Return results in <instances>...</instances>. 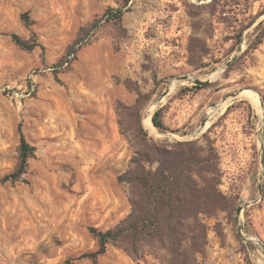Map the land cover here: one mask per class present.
<instances>
[{"label":"rangeland","instance_id":"obj_1","mask_svg":"<svg viewBox=\"0 0 264 264\" xmlns=\"http://www.w3.org/2000/svg\"><path fill=\"white\" fill-rule=\"evenodd\" d=\"M119 8L125 0H0V264H67L98 250L90 228L112 230L130 214L118 177L138 133L118 107L134 106L138 91L148 97L144 131L168 145L196 143L227 199L226 210L201 215L207 246L194 264H264V0H130L122 22L102 20ZM13 34L41 47L24 50ZM240 90L259 111L244 99L223 103ZM158 110L164 136L144 126ZM20 125L36 156L23 182H3L19 162ZM164 257L138 262L109 245L97 264Z\"/></svg>","mask_w":264,"mask_h":264},{"label":"trees","instance_id":"obj_2","mask_svg":"<svg viewBox=\"0 0 264 264\" xmlns=\"http://www.w3.org/2000/svg\"><path fill=\"white\" fill-rule=\"evenodd\" d=\"M129 3L130 0H125V8L108 10L102 20L122 22ZM22 19L27 26L34 24L27 15ZM11 38L18 47L27 51L41 47L37 41H27L16 34ZM239 41L241 44V36ZM262 43L259 37L250 49L257 50ZM137 95L134 106L118 107V111L123 110L134 118L138 133L136 143L132 145L135 154L130 167L118 177V182L129 188L131 212L112 230L102 232L90 228L98 250L67 261V264L81 260L97 264L109 245L122 249L138 262L147 256L157 257L164 253L165 264H194L197 255L203 253L207 246V227L200 219L201 215L212 216L228 208L227 199L218 189L220 182L216 181L217 169L213 158L203 155L204 150L194 142L168 145L151 139L142 125V111L148 97L140 91ZM162 113L163 110L156 111L152 123L159 133L166 134L169 130ZM18 133L19 162L3 182H23L29 161L36 156L37 149L29 144L21 125Z\"/></svg>","mask_w":264,"mask_h":264},{"label":"water","instance_id":"obj_3","mask_svg":"<svg viewBox=\"0 0 264 264\" xmlns=\"http://www.w3.org/2000/svg\"><path fill=\"white\" fill-rule=\"evenodd\" d=\"M240 52H242V48L239 50L238 54H239ZM238 54H237L235 57H233V59H232L231 61H229V63H227L226 67H229L230 65H232V64L238 59ZM190 78H192V76H183V77H180V78L178 79V81H187V80H189ZM209 83H210V80H206V81L196 80V81H195V84H197L198 86H203V85H206V84H209ZM245 91H246V90H240V91H238V92L232 94V95L229 96L227 99H225L223 103H226L229 99H236V98L240 97V96L242 95V93L245 92ZM168 93H169V90H167V91L164 93V96H167ZM259 99H260V101H262L260 97H259ZM148 115H149V113H148ZM148 115L145 117L144 122L147 120ZM151 121H152V118H151ZM152 125H153V124H152ZM153 127H154V126H153ZM146 130H147L148 132H150L149 129L146 128ZM159 135H163V136H164L165 134H161V133H160ZM172 138H173V137H172ZM260 141H261V165H262V167H264V123H262L261 129H260ZM262 177H263V171L261 172V179H262ZM260 194L262 195V187H261V186H260ZM248 206H249V205H246L245 207H240V208H239V210H238V218L241 217L243 210H244L245 208H247ZM239 229H240V231L242 230V229H241V226H240Z\"/></svg>","mask_w":264,"mask_h":264},{"label":"bare ground","instance_id":"obj_4","mask_svg":"<svg viewBox=\"0 0 264 264\" xmlns=\"http://www.w3.org/2000/svg\"><path fill=\"white\" fill-rule=\"evenodd\" d=\"M174 84V83H173ZM177 84V83H176ZM174 86V85H173ZM176 89V88H175ZM172 91V90H171ZM238 99H244L249 101L250 103H252V105L259 111V104L258 101L256 99V96L251 92V91H245L242 93V95L240 97H238ZM233 101V99H229L225 105L227 106L228 104H230ZM225 107V106H224ZM216 109V108H215ZM221 110V109H220ZM215 111V110H214ZM151 116L152 114L149 113L147 120L144 122V126L149 129L151 132L154 131L151 129L153 127L152 125V121H151ZM215 115H213L211 118H213ZM209 124V123H208ZM152 125V126H151ZM207 126V125H206Z\"/></svg>","mask_w":264,"mask_h":264}]
</instances>
